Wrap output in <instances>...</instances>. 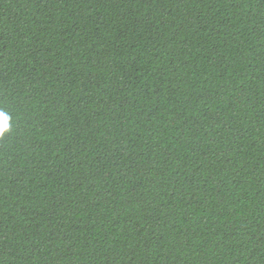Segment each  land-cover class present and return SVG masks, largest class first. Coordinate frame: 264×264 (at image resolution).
Returning a JSON list of instances; mask_svg holds the SVG:
<instances>
[{
    "label": "trees",
    "instance_id": "1",
    "mask_svg": "<svg viewBox=\"0 0 264 264\" xmlns=\"http://www.w3.org/2000/svg\"><path fill=\"white\" fill-rule=\"evenodd\" d=\"M0 264H264V0H0Z\"/></svg>",
    "mask_w": 264,
    "mask_h": 264
},
{
    "label": "snow or ice",
    "instance_id": "2",
    "mask_svg": "<svg viewBox=\"0 0 264 264\" xmlns=\"http://www.w3.org/2000/svg\"><path fill=\"white\" fill-rule=\"evenodd\" d=\"M6 121L7 116L4 113L0 112V134H3L8 127Z\"/></svg>",
    "mask_w": 264,
    "mask_h": 264
}]
</instances>
